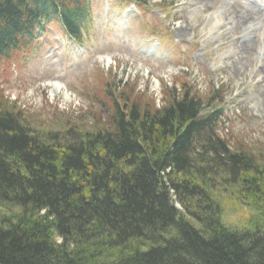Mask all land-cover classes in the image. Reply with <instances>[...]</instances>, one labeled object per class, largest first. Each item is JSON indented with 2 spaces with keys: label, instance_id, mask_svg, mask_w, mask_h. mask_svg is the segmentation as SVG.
<instances>
[{
  "label": "trees",
  "instance_id": "16d2710c",
  "mask_svg": "<svg viewBox=\"0 0 264 264\" xmlns=\"http://www.w3.org/2000/svg\"><path fill=\"white\" fill-rule=\"evenodd\" d=\"M69 1L0 0V57L46 13L74 28ZM111 105L107 127L58 134L0 102V264H264V231H222L213 201L216 186L264 187L253 157L189 93Z\"/></svg>",
  "mask_w": 264,
  "mask_h": 264
},
{
  "label": "rangeland",
  "instance_id": "374dc122",
  "mask_svg": "<svg viewBox=\"0 0 264 264\" xmlns=\"http://www.w3.org/2000/svg\"><path fill=\"white\" fill-rule=\"evenodd\" d=\"M171 1L177 5V17L162 20L142 9L138 21L130 19L123 25L117 9L106 16L97 0L93 25L82 45L66 42L51 26L40 37L37 52L19 64L12 55L0 60V102L20 112L31 129L62 134L67 128L82 133L107 127L110 93L128 107L150 111L184 93L194 95L201 105L209 99L217 103L221 95L228 102L218 135L233 150L253 157L264 185V35L240 34L242 21H255L247 16L256 7L243 0H198L201 7L190 9L195 0ZM215 12L235 27L222 41L212 39L199 52L197 41L190 45L188 38L197 29L199 37L207 34L208 27L201 26L203 17ZM168 24L174 26L169 35ZM173 38L185 40L180 46L185 54L174 47ZM219 90L221 94H214ZM214 194L222 231H264V187L253 195L216 186Z\"/></svg>",
  "mask_w": 264,
  "mask_h": 264
},
{
  "label": "bare ground",
  "instance_id": "6f19581e",
  "mask_svg": "<svg viewBox=\"0 0 264 264\" xmlns=\"http://www.w3.org/2000/svg\"><path fill=\"white\" fill-rule=\"evenodd\" d=\"M204 19L208 20V21H210V20L212 21V24L210 26V30H215L216 32H218L219 31L218 27H220V29H222V31L220 32L219 35L223 34L224 31L226 30L225 25L220 21V19H213L212 20L211 17L208 18V16H206V17L203 18V22H204ZM223 29H224V31H223ZM251 30H252V27L250 26V27H246L244 31H247V33H248ZM217 35H218V33H217ZM56 87H58V85Z\"/></svg>",
  "mask_w": 264,
  "mask_h": 264
}]
</instances>
